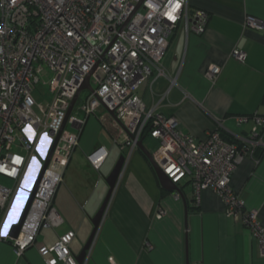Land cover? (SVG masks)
I'll return each mask as SVG.
<instances>
[{
  "label": "built area",
  "instance_id": "2783aa9c",
  "mask_svg": "<svg viewBox=\"0 0 264 264\" xmlns=\"http://www.w3.org/2000/svg\"><path fill=\"white\" fill-rule=\"evenodd\" d=\"M207 22V13L191 11L188 0H0V178L17 184L35 161L39 166L33 190L58 137L20 232L10 239L17 256L33 246L41 228L55 230L64 223L53 198L78 147L83 122L73 113L82 94L77 111L85 120L98 115L122 152L120 177L147 131L157 142L152 160L171 183L179 186L188 180L196 202L202 191L215 192L226 216L242 223L264 251L257 212L247 209L230 187L238 164L264 148V115L235 118L238 126L252 124L239 145L225 141L217 130L196 140L181 131L174 117L148 109L137 95L154 74L165 76L161 63L177 27L202 35ZM244 27L261 31L264 23L248 16ZM231 57L243 63L246 54L235 49ZM220 72L219 66L210 65L204 76L214 84ZM89 74L92 91L80 93L67 120L78 133L62 130L70 103ZM108 155L99 148L86 158L99 173ZM15 195L14 188L0 184V229ZM164 214L160 209L155 216ZM74 239V231L68 230L37 252L45 264H77L71 252ZM86 260L87 255L84 264ZM108 261L115 264L112 258Z\"/></svg>",
  "mask_w": 264,
  "mask_h": 264
},
{
  "label": "crops",
  "instance_id": "0c3cea01",
  "mask_svg": "<svg viewBox=\"0 0 264 264\" xmlns=\"http://www.w3.org/2000/svg\"><path fill=\"white\" fill-rule=\"evenodd\" d=\"M188 6L191 11L207 13L204 33L186 34L179 25L168 39L162 60L165 76L156 78L154 74L138 88L137 95L148 109L174 117L181 131L196 140L217 130L239 145L238 140L247 137L252 124L238 126L235 118L264 115V28L257 31L244 27L248 16L264 23V0H188ZM235 49L246 54L243 63L231 57ZM210 65L221 68L214 84L204 76ZM96 117L78 119L83 122L78 147L53 198L64 220L57 229H64L48 236L42 231L49 228H41L33 246L17 256L9 234L19 221L6 230L4 219L0 264H45L38 248L52 246L68 230L75 233L71 244L75 257L86 244L93 229L92 216L106 192L99 180L105 177L102 169L109 159L114 164L122 156L109 130ZM67 126L78 133L76 126L68 122L65 129ZM102 131L108 136L103 137ZM99 148L109 155L97 173L86 157ZM27 172L21 182H11L10 188L16 191L13 206L24 191ZM178 187L182 196L163 191L137 148L111 196L86 264H110L109 258L115 264H264V251L242 223L226 216L223 200L215 192L202 191L196 202L188 180ZM230 187L245 201L247 209L257 212L264 230V151L262 155L246 156L238 164ZM31 191H24L28 194L26 201ZM160 209L165 214L157 219Z\"/></svg>",
  "mask_w": 264,
  "mask_h": 264
},
{
  "label": "water",
  "instance_id": "95a60500",
  "mask_svg": "<svg viewBox=\"0 0 264 264\" xmlns=\"http://www.w3.org/2000/svg\"><path fill=\"white\" fill-rule=\"evenodd\" d=\"M89 76H90V74L87 76V78L85 79L84 83L82 84V86L78 90L77 94L75 95V97L73 98V100L70 103V107H69V109L67 111L66 119L64 121L62 130L65 128L67 120H68L69 116L71 115L72 109L75 106L80 93L82 91H89V92L92 91L90 86H89ZM111 115L114 117L113 113H111ZM57 139H58V137L54 140L52 148L50 149L45 162L42 164V168H41V172H40L37 184L35 185L34 189L30 193V196H29V199L27 201L25 210H24L19 222L16 225H14L12 227L11 231H10L9 238H11V239H16V237L18 236V234L20 232V229H21V226L23 224L24 218H25V216H26V214L28 212V209H29V207H30V205H31V203H32V201L34 199V195L36 193L37 186H38L39 181H40V179H41V177H42V175H43V173H44V171H45V169H46V167H47V165L49 163V160L51 158V155H52V152L54 150V147H55V144L57 142ZM137 147H138V150L142 153V155L149 162V164H150L152 170L154 171V174H155V176H156V178L158 180L160 188L163 191L167 192V193H175L177 195L182 196L179 187L174 185V184H172L171 181L162 173V171L153 162L152 156L149 153V151L144 147L142 140L138 142ZM123 162H124V157L120 156L118 158L117 162L115 163V166L113 167L112 171L110 172V174L107 176V178L105 180L106 184L108 185L109 190H108L107 196H106L102 206L100 207V209L98 210V212L94 216V218L92 219L93 229H92V232H91L86 244L84 245V247L82 248V250L80 251L78 256L75 257L77 264H84L86 255H87L88 251L90 250V248L92 246V243H93V241H94V239L96 237V234H97V232L99 230L101 222H102V220L104 218V215H105V212L107 210L108 204L110 202L111 196H112V194L114 193V191L116 189V186H117V183H118V180H119V177H120V173H121V170H122ZM186 264H189L188 261L186 262Z\"/></svg>",
  "mask_w": 264,
  "mask_h": 264
},
{
  "label": "rangeland",
  "instance_id": "374dc122",
  "mask_svg": "<svg viewBox=\"0 0 264 264\" xmlns=\"http://www.w3.org/2000/svg\"><path fill=\"white\" fill-rule=\"evenodd\" d=\"M161 67H162V63H161ZM83 97H84V94H82V96L80 97V100L78 101V104L76 105L75 110H74V113H73V115L76 116L77 119H82V120H83L85 117H84L81 113H79L77 110H78L79 105L82 103ZM90 118H91V119H94V118H97V117H96V116H92V117H90ZM67 130H71V129H70V126H67ZM109 132H110V134H111V129L109 130ZM102 135H103V137L108 136V135H106L103 131H102ZM106 140H109V137H107ZM143 144H144V147L149 151L150 154H153V152L155 151V149H156V147H157V142H156L155 140L149 138V137L146 138V139L144 140ZM36 159H38L39 162H41V159H40L38 156H36ZM34 164H35V161H33V162L31 163V165L29 166L28 174H27V176H26V180L24 181V186H23L24 188L22 187V190L27 191V192H28L30 186L32 185V180H33L34 175H35V172H34L35 165H34ZM114 165H115V163H114V164L111 163V162H110V159H109V160L106 162V164H105V166L103 167V169H102L105 177H103V178L101 177V178H99V180H101V185H103V187L106 189V192H105V195H104V197L102 198L100 204H98V206H97V210H96L95 214L92 216L93 218H94V216L97 214L98 210H99L100 207L102 206V204H103V202H104V200H105V198H106V196H107V193H108V187H107V184H106L105 178L109 175V173H110L111 170L113 169V166H114ZM106 173H107V174H106ZM106 175H107V176H106ZM0 184L4 185V186H6V187H10V186L13 185L11 182H9V181H7V180H5V179H2V178H0ZM24 191H21V192L19 193V195H18V197H17V199H16V202H15L14 206L12 207V211L10 212L9 218H8V220L6 221V224H5V225H7V227H5L6 230L9 228V225H10V224H13V223H15V222L17 221L18 216H19V214L21 213V211H22V209H23V207H24V204H25V202H26V200H27V196H28V194H27L26 192H24ZM109 205H110V202H109V204H108V207H107V210H106L104 216H106V213H107V211H108V209H109ZM104 218H105V217H104ZM104 220H105V219H104ZM103 223H104V222H102L101 228H102V226H103ZM101 228H100V229H101ZM63 229H64V227L60 228L59 230H58V229H55V230H53V229H47V230H45V229H44L45 231H42V232H44L45 235H48V236H49V235H52V233H54V232H57V233H58V231H62Z\"/></svg>",
  "mask_w": 264,
  "mask_h": 264
},
{
  "label": "trees",
  "instance_id": "16d2710c",
  "mask_svg": "<svg viewBox=\"0 0 264 264\" xmlns=\"http://www.w3.org/2000/svg\"><path fill=\"white\" fill-rule=\"evenodd\" d=\"M264 101V100H263ZM221 137L225 140V141H227V142H229V143H235V141L234 140H232L230 137H228L227 135H225V134H223V133H221ZM146 138H148V136H147V131H145V133L141 136V139H142V141L144 142V140L146 139ZM263 151H264V149H262V148H258L256 151H255V155H262L263 154Z\"/></svg>",
  "mask_w": 264,
  "mask_h": 264
},
{
  "label": "bare ground",
  "instance_id": "6f19581e",
  "mask_svg": "<svg viewBox=\"0 0 264 264\" xmlns=\"http://www.w3.org/2000/svg\"><path fill=\"white\" fill-rule=\"evenodd\" d=\"M33 162V161H32ZM35 169H34V172H35V175H34V178H33V180H32V184L35 182V178H36V174H37V172H38V164L35 162ZM29 169V168H28ZM27 174H28V172H27ZM27 174H26V176H27ZM25 180H26V177H25ZM24 180V181H25ZM37 180V179H36ZM32 188V185L30 186V189ZM29 189V190H30ZM27 202V201H26ZM26 202H25V204H24V207H25V205H26ZM24 207H23V209L22 210H24ZM11 211H12V208H11ZM10 211V212H11ZM10 212L8 213V216H7V218H6V220H8V218H9V215H10ZM21 214H22V211H21V213L19 214V216H18V219H17V221L16 222H18L19 221V218H20V216H21ZM15 222V223H16ZM15 223H13V224H15Z\"/></svg>",
  "mask_w": 264,
  "mask_h": 264
},
{
  "label": "snow or ice",
  "instance_id": "6c2138e0",
  "mask_svg": "<svg viewBox=\"0 0 264 264\" xmlns=\"http://www.w3.org/2000/svg\"><path fill=\"white\" fill-rule=\"evenodd\" d=\"M5 227H7V225H5Z\"/></svg>",
  "mask_w": 264,
  "mask_h": 264
}]
</instances>
